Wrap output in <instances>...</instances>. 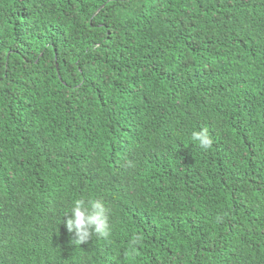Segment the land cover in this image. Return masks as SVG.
Instances as JSON below:
<instances>
[{
	"label": "trees",
	"instance_id": "trees-1",
	"mask_svg": "<svg viewBox=\"0 0 264 264\" xmlns=\"http://www.w3.org/2000/svg\"><path fill=\"white\" fill-rule=\"evenodd\" d=\"M0 264H264V0H0Z\"/></svg>",
	"mask_w": 264,
	"mask_h": 264
},
{
	"label": "clouds",
	"instance_id": "clouds-1",
	"mask_svg": "<svg viewBox=\"0 0 264 264\" xmlns=\"http://www.w3.org/2000/svg\"><path fill=\"white\" fill-rule=\"evenodd\" d=\"M191 140L203 150L210 149L214 143L207 128L193 130ZM65 214V226L69 232H74L75 241H79V243L85 242L93 234L104 238L110 235L111 225L108 209L99 199H75ZM139 242L138 236L133 237L130 240V246H135Z\"/></svg>",
	"mask_w": 264,
	"mask_h": 264
}]
</instances>
